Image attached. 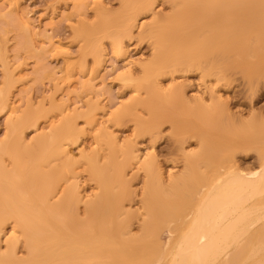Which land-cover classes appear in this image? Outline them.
I'll list each match as a JSON object with an SVG mask.
<instances>
[{
    "label": "bare ground",
    "instance_id": "1",
    "mask_svg": "<svg viewBox=\"0 0 264 264\" xmlns=\"http://www.w3.org/2000/svg\"><path fill=\"white\" fill-rule=\"evenodd\" d=\"M156 1L123 0V10L125 14L129 12L130 15L129 17H123L128 15H118L114 20L124 23L126 30L122 32L125 37L131 35L129 22L135 23L139 16L153 12L152 7ZM163 1V4H169L170 14L160 16L158 13H153L152 24L151 27L149 26L150 34H148L154 41L153 53L151 60L144 63L141 69V79L144 77V80L134 78L133 73L123 78L127 84L134 87L135 92L143 91L147 96L144 100L143 98L137 99L133 107L125 108L118 114L116 123L133 114L134 107L145 108L149 112L150 119L144 122L137 117L135 124L140 127L142 133L152 136V148L157 143L160 129L165 123H170L175 140L171 143L168 154L181 155L184 170L180 174L168 173L166 175L155 153L143 155L145 156L143 158L142 151L136 145L129 147L123 145L114 132L103 126L104 123L101 122L102 119L98 118L96 110H90L83 116L86 126L90 128L101 149H95L90 154L85 152V148L81 151L89 180L95 184L96 189L92 195L83 196L76 176L78 164L68 150L70 145L79 141L82 132L85 131L81 128V130L77 129L79 125L76 117L71 114L64 116L68 112L66 109L64 110L65 105H56V111L58 110L62 117L60 123L53 125L49 133L46 132V129H42L31 144L26 143V131L38 128L40 120L47 119L48 113L23 114V117L13 121L9 128L12 136L20 137L19 141H15L14 137H11L13 140L9 138L2 145L3 151L11 153L21 145V140H23V178H21L23 191H8L9 186L7 185H13V182L7 178V166L1 164L0 202L3 210H0L2 213L0 214V264H131V260L135 259L131 252H136L137 249L147 246L145 243H140L142 241L138 239V236L131 234L134 225H137L143 234L144 232L149 233L153 224H166L170 227L173 237L164 247L167 250L171 249L172 260L170 259L168 264H212L219 259L222 260L221 258L228 262L232 252L236 253L237 250L243 248L244 236H246L248 228L257 223L263 213V206L258 202V199L262 195L264 196V149L263 153L258 155L256 172H254L255 170L244 171L235 162L233 169L231 166L232 170H225L219 178L217 175L218 179H214L213 184L203 188L205 189L203 193L196 191L197 189L192 194L189 191L190 204L196 198L194 196H197L198 199L191 206L190 213L179 217L178 220H167L164 210L166 197L170 195L169 192L178 191L177 189H180L188 181L197 180L200 167H205L213 159L211 155L207 154L209 145L206 146L205 143L208 135L211 136L209 134L211 126L207 125L205 121L221 120L230 125L236 124L238 120L230 113L228 104L223 100L220 91L212 85L209 86L208 92L199 94L197 98L187 99L180 87L163 89L160 78L172 75L173 69L177 66L190 69V71L193 69L203 70L202 78L214 75L208 76L209 68L210 71L215 68L222 69L221 66L216 65L215 56L219 58L218 55H220L223 60L230 59L231 38L233 32L237 31L234 30L235 23L241 18L242 21L246 19L249 3L252 0ZM258 1L261 3L263 1L261 6L263 8L264 0ZM252 12L254 13V11ZM261 13L263 12L261 11ZM130 16L132 18L126 25L127 18ZM251 39L253 40V37ZM237 40H240V36ZM241 41L242 38L239 45H242ZM254 41H256L255 37ZM237 42L239 43V41ZM116 45L119 46V48L116 47L119 50L123 45L122 40ZM242 46L244 48V45ZM219 60L221 59L219 58ZM220 75L217 78L222 77ZM160 99L167 102L169 100L166 107L159 106L158 100ZM6 107H9L7 103L1 109H6ZM178 107L183 108L190 119L185 122L178 120L175 114ZM251 116L256 117V114ZM184 123H192L193 127L189 130H181ZM186 132H190V135L182 137L186 136ZM191 140L199 144V150H187L186 145L191 146ZM209 143L216 151L229 148V145L232 144L228 139L218 143L216 138L209 139ZM262 144L264 143L262 142ZM217 158L219 157L216 156L214 162ZM14 159L21 160L15 155ZM230 165L232 164L230 163ZM133 166H138V171H142L145 178V191L140 202L143 204L146 216L145 218L141 217L142 220L132 217L124 204V202L132 203L134 201L131 194H124V198H119L117 201L116 188L123 185L128 186L127 171ZM186 187L188 188V186ZM10 189L12 188L10 187ZM176 191L174 193H178ZM172 198L175 199V197ZM169 205H171L170 202ZM175 205L172 206L177 207ZM140 210L142 211V209ZM10 220H13L14 223L12 233L3 241L1 234L4 232L6 222ZM172 223H175V227L176 223L178 224L181 231L179 236L174 235L175 228L172 227ZM259 227L260 231L261 225ZM141 231H139V235L142 234ZM259 231L258 233L262 234L263 231ZM153 232L155 233V230ZM253 232L255 233V231ZM153 235L155 236V234ZM160 237L155 238V243L151 242L155 244L157 255L147 254L141 258L142 264H160L164 261L161 257L164 250L161 247ZM255 237L253 236V238ZM21 239H23L22 247L25 255L18 257ZM259 240L262 238L259 237ZM3 242L6 244L4 250L1 246ZM140 251L143 250L138 252Z\"/></svg>",
    "mask_w": 264,
    "mask_h": 264
},
{
    "label": "rangeland",
    "instance_id": "2",
    "mask_svg": "<svg viewBox=\"0 0 264 264\" xmlns=\"http://www.w3.org/2000/svg\"><path fill=\"white\" fill-rule=\"evenodd\" d=\"M163 2V0H157L152 7L153 12L139 16L135 23L130 21L129 24L132 25L129 26L131 35L125 37L124 32H122L126 30L124 23L114 20L118 15H128L123 17H129L130 15L129 12L125 14L123 10V0H0V166L1 164L7 166V178L13 182V185H7L9 186L8 191H23L21 181V178H23V140L14 152L6 153L2 149L3 142H7V139L13 140L11 137H14L15 141H19L20 138L17 135L12 136L9 131L10 124L23 117V114L48 113L47 119L40 120L38 128H31L26 131V143L32 144L42 129H46V132L49 133L53 125L60 123L62 117L55 107L60 104H64V110L68 111L64 116L69 114L75 116L79 125L77 129L85 130L82 132L79 141L68 147L70 154L74 156L78 164L76 176L83 196L92 195L96 192V189L95 184L89 180L81 151L85 148V152L90 154L95 149H101L90 128L86 126L83 116L90 110H96L98 118L102 119L101 122L104 123L103 126L114 132V135L118 137L123 145L127 147L136 145L142 151V156L155 153L166 175L168 173L180 174L184 170L181 155L168 154L171 143L175 140L170 123H165L158 132L159 137L154 148H152V136L142 133L140 127L135 124L137 117L144 122L150 119L149 112L145 108L141 106L134 107L133 114L116 123L118 114L125 108L133 107L137 99L143 98L144 100L147 96L143 91L135 92L134 87L127 84L123 78L133 73L134 78L141 79L143 64L151 60L153 53L154 41L151 39V35H148L150 34L153 13H158L160 16L170 14L169 4H163ZM253 2L254 0L249 3V16L246 14L245 20L242 21L241 18L235 23L234 30L237 31L233 32L231 38V60H223L217 54L221 59L219 60L215 56L216 65L218 64L222 69L215 68L213 70L216 71H210L209 68L208 76L210 74L214 75L202 78L201 73H203V70L196 71V69H193L190 71V69L177 66L173 69L174 73L172 75L160 78L163 89L180 87L187 99H194L199 94L208 92L209 86L212 85L220 91L223 100L228 104L230 113L236 116L238 120L236 124L230 125L221 120L205 121L207 125L210 124L211 126L209 134L212 137L208 135L210 138H207L205 144L206 146L209 145L207 154L211 155L213 159L205 167H200L201 170L199 169L200 173L197 175V180L188 181L187 185L184 184L180 189H177L178 191L175 190L178 193H174L175 191L169 192L170 195L166 197L164 210L167 220H178L179 217L190 213L191 206L198 201L197 196H194L196 198L190 204V193H194L196 189V191L203 193L205 190L203 188L213 184L214 179L221 177L225 170H232L235 162L244 171L252 172L255 170L254 172H256L258 169V155H261L264 149V144H262V142L264 143V7H261L263 1L262 3L258 0L254 2V6L257 8L253 6ZM256 12L260 16H257ZM131 16L127 18L126 25L132 18ZM104 17L106 19L109 17L108 22L103 19ZM238 21L240 22L238 23ZM235 32H237L236 36ZM260 33L262 36H260ZM239 36L240 40L242 38L241 43L244 48L239 45L240 40H237ZM250 37H253V40ZM254 37L256 41H254ZM121 40L123 45L118 50L119 46L116 43ZM236 41H239V43H236ZM250 42L251 44H249ZM239 48L242 49V52ZM247 53L249 54L247 55ZM215 74H217L216 78ZM219 75L222 77L217 78ZM141 80H144V77ZM205 96L208 97L207 94ZM168 102L164 99L158 100L159 106L163 108L166 107ZM5 103L9 107L1 109ZM175 112L178 120L185 122L190 119L181 107H178ZM253 114H256V117L251 116ZM192 125V123H184L181 130H189L193 127ZM186 133V136L182 137L190 135V132ZM224 133L225 135H223ZM215 138L218 143L228 139L229 143L232 144L229 145V148L216 151L212 149L213 147L209 143V139ZM194 143L191 140V146L186 145L188 151L199 150V144ZM214 154L219 157L215 162L216 156H213ZM14 155L21 160H15ZM223 160L228 166L222 163ZM225 167L228 168L225 169ZM126 178L129 180L128 186L123 185L118 186V189L116 188L117 201H119V198L123 199L124 194H131L134 201L132 203L124 202L128 212L134 218H145L144 207L140 202L145 191L143 172L138 171V166H133V168L128 169ZM172 197H175V199ZM261 197L258 202L263 206V213L257 223L248 228L246 236H244L243 248L237 250L238 253L237 251L236 253L232 252L230 261L226 262L225 259L221 258L222 260L219 259L212 264H218L219 262L221 264H251L252 262V264H264V230H262L264 228V220H262L264 219V196ZM169 202L171 205L168 206ZM171 208L174 209V212ZM81 209H83L82 206ZM0 210H3L1 202ZM1 211L0 214H2ZM13 225V220L6 222L4 232L1 234L3 241L12 233ZM154 225L151 226L149 233L144 232V234L137 225L133 226V233L131 234L138 236V239L142 241L140 243H145L147 246L137 249V253L131 252L135 256V259L131 260V264H142L140 262L141 258H144L147 254L156 256L158 251L153 243H155V238L160 237V235L161 247L164 250L161 257L164 261H167L160 264H168V261L172 260V257H170L171 249L164 248L173 237L170 233V227L166 224V226L164 224L155 225L157 227ZM171 225L175 228L174 235L179 236L181 231L178 224L176 223V227L175 223ZM260 225L261 229L259 231ZM254 226L255 229H253ZM153 230H155V233ZM139 231L142 234L139 235ZM253 236H256V239ZM259 237L262 240H259ZM21 240L18 257L25 255L22 247L23 239ZM1 246L3 250L6 248L4 242ZM139 250L143 251L138 252ZM141 253L144 255L142 254L136 258Z\"/></svg>",
    "mask_w": 264,
    "mask_h": 264
}]
</instances>
